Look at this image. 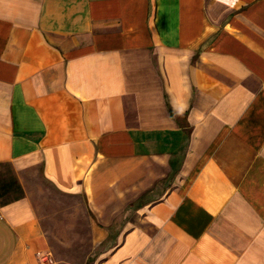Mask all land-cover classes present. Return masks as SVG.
<instances>
[{"label": "crops", "instance_id": "0c3cea01", "mask_svg": "<svg viewBox=\"0 0 264 264\" xmlns=\"http://www.w3.org/2000/svg\"><path fill=\"white\" fill-rule=\"evenodd\" d=\"M1 166L0 264L58 263L36 169L137 216L81 264H264V0H0Z\"/></svg>", "mask_w": 264, "mask_h": 264}, {"label": "rangeland", "instance_id": "374dc122", "mask_svg": "<svg viewBox=\"0 0 264 264\" xmlns=\"http://www.w3.org/2000/svg\"><path fill=\"white\" fill-rule=\"evenodd\" d=\"M10 175L8 166L0 167V188L9 181ZM28 182L29 193L43 220L53 257L58 263L81 264L91 256L90 226L96 219L105 220L109 230L115 233L137 220L135 213H89L80 197L56 191L42 179L38 169L29 172Z\"/></svg>", "mask_w": 264, "mask_h": 264}, {"label": "trees", "instance_id": "16d2710c", "mask_svg": "<svg viewBox=\"0 0 264 264\" xmlns=\"http://www.w3.org/2000/svg\"><path fill=\"white\" fill-rule=\"evenodd\" d=\"M13 184H14V185H17V181H16L15 179H14L13 182H12V185H13ZM10 185H11V184L8 183V184H7V187L9 188ZM1 186H2V188L4 189L5 192L8 191V190L5 189L4 184H2ZM7 193H8V192H7ZM5 194H6V193H5Z\"/></svg>", "mask_w": 264, "mask_h": 264}, {"label": "built area", "instance_id": "2783aa9c", "mask_svg": "<svg viewBox=\"0 0 264 264\" xmlns=\"http://www.w3.org/2000/svg\"><path fill=\"white\" fill-rule=\"evenodd\" d=\"M42 259H43L44 261H48V257H47V255H43ZM48 262H49V261H48ZM52 264H61V263H56V262H54V263H52Z\"/></svg>", "mask_w": 264, "mask_h": 264}]
</instances>
